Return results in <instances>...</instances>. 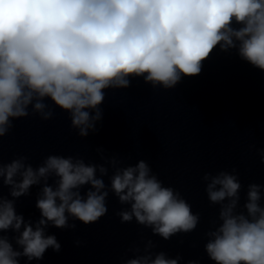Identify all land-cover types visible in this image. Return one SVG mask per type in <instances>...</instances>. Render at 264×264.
<instances>
[{
  "label": "clouds",
  "instance_id": "9594fccd",
  "mask_svg": "<svg viewBox=\"0 0 264 264\" xmlns=\"http://www.w3.org/2000/svg\"><path fill=\"white\" fill-rule=\"evenodd\" d=\"M217 48L264 71V0H0V138L16 119H52L50 105L67 112L71 127L87 137L102 119L108 90L127 89L133 79L174 89L182 78L198 76ZM258 151L264 163V150ZM97 152L104 163L79 155H48L36 166L25 155L0 158V189L9 190L0 192V264L39 261L49 248L59 252L47 228H75L70 219L97 222L110 192L128 206L117 213L122 223L135 219L164 240L197 227L199 214L145 160L132 166ZM201 179L210 204L219 206L205 233L208 258L264 264V186L249 184L241 205L236 169ZM32 186H40L34 223L16 212V200ZM9 230L11 240L3 234ZM154 247L150 239L133 246L135 258L124 264H179L180 256L168 258Z\"/></svg>",
  "mask_w": 264,
  "mask_h": 264
}]
</instances>
